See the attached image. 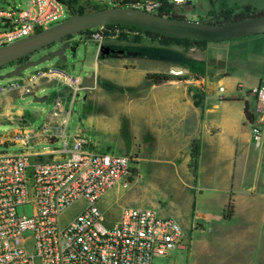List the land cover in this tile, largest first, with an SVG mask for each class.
<instances>
[{
  "label": "crops",
  "instance_id": "crops-1",
  "mask_svg": "<svg viewBox=\"0 0 264 264\" xmlns=\"http://www.w3.org/2000/svg\"><path fill=\"white\" fill-rule=\"evenodd\" d=\"M263 45L258 40L248 43V37L206 43L195 55L191 49L159 46L170 54L150 59L135 53L107 58L97 52L91 70L75 79L65 73L66 63L51 60L45 70L0 84L5 88L0 91V122L16 125L0 135L25 126L28 149L36 154L32 160L58 158L49 149L32 150L34 145L56 142L53 135L58 131L68 141L83 140L95 153L132 156L133 183L143 178L164 188L177 212L167 213L162 201L154 198L151 205L140 207L178 221L189 246L192 238L211 233L215 251L231 252L234 264H248V253L264 245V179L259 170L264 142L254 147L244 115L246 104L250 112L254 110L252 90L264 85L253 72L264 67L258 63ZM27 61L35 60L30 56ZM171 70H181L182 77L171 75ZM148 74L168 80L151 84L145 78ZM55 84L66 91L46 96L51 107H41L45 101L34 102L29 96L44 97ZM29 120L44 122L35 130ZM69 120H79L71 137L66 132ZM194 143L198 154L192 169ZM229 203L232 215L224 219ZM194 211L202 216L197 225L192 221Z\"/></svg>",
  "mask_w": 264,
  "mask_h": 264
},
{
  "label": "built area",
  "instance_id": "built-area-1",
  "mask_svg": "<svg viewBox=\"0 0 264 264\" xmlns=\"http://www.w3.org/2000/svg\"><path fill=\"white\" fill-rule=\"evenodd\" d=\"M192 1L78 0L101 9L124 7L155 15L165 5L181 7ZM27 3L25 10L0 8V47L50 28L77 9V4L59 0ZM84 34H79L80 41ZM170 74L181 77L182 71ZM251 94L254 110L249 111L252 122L248 124L253 145L259 147L264 142V85ZM24 127L0 135V146L24 148L18 153L0 152V264H151L175 248L187 247L178 221L152 208L123 207L115 223L105 224L100 201L114 186H128L132 156L95 153L83 140L69 144L63 131H58L53 137L62 148L51 151L58 158L32 160L36 154L28 149L30 134L23 133ZM77 203H82L80 211L62 222ZM21 206L32 207V214H19ZM192 221L202 222L200 212H193Z\"/></svg>",
  "mask_w": 264,
  "mask_h": 264
},
{
  "label": "rangeland",
  "instance_id": "rangeland-1",
  "mask_svg": "<svg viewBox=\"0 0 264 264\" xmlns=\"http://www.w3.org/2000/svg\"><path fill=\"white\" fill-rule=\"evenodd\" d=\"M28 0H3L0 2V8L4 10H25L28 7ZM83 8L86 13H90L94 7L82 2H77V8ZM249 7V8H248ZM174 14L181 15L187 20H202L204 22H218L224 19V16L227 15L229 18L237 14L248 15L251 12L263 13L264 14V0H195L190 4L174 7L172 8ZM223 13H226L223 15ZM70 14L66 13V18ZM109 36L106 35V30L94 29L91 31H86L84 34V39L80 41V35L73 36L71 43L77 45L74 57L67 52L66 57V68L65 73L71 78L75 79L77 76L83 78L91 70V65L96 61V54L100 55L99 48L104 47L113 51H122V53L108 54L100 57L107 58H122L128 57L135 54H140L141 58H153L159 54H165L170 52L164 48H160L157 43H153L149 38L139 33L128 32V31H116V32H107ZM121 34L127 36L128 41L119 40ZM140 37L141 42L139 44L132 43V38ZM253 40V41H252ZM262 42L264 41V35H256L248 37V43L254 41ZM244 42V41H243ZM190 51L195 55L197 53L196 44H190ZM59 44H55L51 48L41 50L33 55V59L36 61L39 58L46 56L48 53H52L57 50ZM178 49H182L179 45H171ZM170 47V46H169ZM264 49V45H263ZM183 50V49H182ZM249 50V49H248ZM188 52V53H189ZM29 56V57H30ZM261 60L259 59L258 63L263 62L264 66V51L260 54ZM28 57V59H29ZM73 58V59H72ZM27 59V60H28ZM25 62V61H24ZM51 61H45L39 64L36 67L29 68L23 72L24 75L32 74L35 71L45 70L49 67ZM174 65L181 66V64L174 63ZM183 65V64H182ZM183 67L187 68L185 64ZM191 67V66H189ZM14 69L13 65L0 68V76L8 74ZM255 75H259L264 83V67L259 70L253 71ZM253 74V75H254ZM182 77V76H181ZM8 79L0 81V84L6 82ZM56 91H66L64 85L56 87V84L53 86L52 90H47L44 96H49ZM38 97H42L37 95ZM68 97V96H67ZM83 97L80 94L79 100ZM69 99V98H68ZM251 108H254V100L250 102ZM41 107H51L52 103L45 101L44 103L39 104ZM44 120H29V125L38 130ZM79 120H69L67 125L66 132L71 137L76 126L78 125ZM16 128L15 124L10 123H1L0 122V134L7 133ZM69 144L71 143V138L69 139ZM62 148L60 142L53 143H41L34 145L32 150H52ZM21 148L17 146H0V152L6 151L8 153H18ZM259 170L261 171V177L264 179V150L260 153L259 156ZM135 168L128 178V186L124 187L122 184H118L113 190V192L107 198L103 199V203L100 207L104 218L105 224L111 226L117 220L115 217L119 214V211L123 207H132L138 208L146 203L151 205L150 201L158 199L162 201L163 209L169 214H175L177 209L175 208L174 201L167 197L166 190L162 187H157L156 184H152L150 181H146L143 178L133 183ZM153 199V201H155ZM82 203L75 204L70 208L62 217V222H67L73 218L81 209ZM18 213L25 216H30L32 214V207L30 206H21L18 208ZM193 242L190 243V246L187 244L185 249L175 248L169 252L166 257L154 258L151 264H234L235 261L232 258L233 254L231 252L223 251L217 252L213 248V236L211 233H202L196 238H192ZM262 239V238H261ZM263 240V239H262ZM262 245V242L260 246ZM256 247V246H255ZM248 264H264V245L259 247L258 250H254L248 253Z\"/></svg>",
  "mask_w": 264,
  "mask_h": 264
},
{
  "label": "water",
  "instance_id": "water-1",
  "mask_svg": "<svg viewBox=\"0 0 264 264\" xmlns=\"http://www.w3.org/2000/svg\"><path fill=\"white\" fill-rule=\"evenodd\" d=\"M106 26L132 28L170 39L223 43L264 35V14L230 22L209 23L200 19L170 18L124 7L99 9L83 14L72 12L68 18L50 28L0 47V68L10 65L14 67L8 74L1 76L0 80L22 76L25 70L36 67L45 61L57 59L59 63H66L67 52L74 57L77 47L71 42H63L66 38ZM55 44L60 46L52 53H48L36 61L18 63V60L29 57ZM99 52L101 56L122 53V51H113L104 47H100ZM29 96L33 98L34 102H44L47 99L46 96L36 97L34 94Z\"/></svg>",
  "mask_w": 264,
  "mask_h": 264
},
{
  "label": "trees",
  "instance_id": "trees-1",
  "mask_svg": "<svg viewBox=\"0 0 264 264\" xmlns=\"http://www.w3.org/2000/svg\"><path fill=\"white\" fill-rule=\"evenodd\" d=\"M59 1H61L64 4H67L69 6L75 5L78 2V0H59ZM99 9H101V8L94 7V9L91 12L99 10ZM74 11H75V13H78V14L86 13L85 10H83V8H81V7L77 8ZM225 14L226 13H223V15H225ZM256 15H263V13L251 12L248 15L237 14V15H234L233 17H231V18H229V16L225 15L224 19L222 21H218V22H214V23L230 22L232 20H239V19H243L245 17L256 16ZM160 16H166V17L177 18V19H185L181 15L174 14L172 12V7L169 6V5H165L164 6L163 12L160 14ZM209 23H213V22L210 21ZM104 29L106 30V35L107 36H109L107 32H116V31L133 32V31H135V32H138L140 35L146 36L153 43H157L161 47H169L171 45H179L185 51H188L190 49V47H191L190 44L194 43V44H196L199 47H202V46H204L206 44V42H202V41H194V40H188V39H170V38H165V37L159 36L157 34L144 33V32H141L139 30H136V29L127 28V27H121V26H106V27H104ZM118 37H119V40L128 41L127 36H125L124 34H121ZM140 42H141V38L139 36L132 38V43L139 44ZM27 59H28V57H24V58L18 60V63H22L24 61H27ZM145 78L151 84H161V83L166 82L168 80V78L166 76L151 75V74L146 75ZM194 97H195V100H196L198 98V95H195ZM195 104L199 105L198 101H195ZM244 115H245L246 120L249 123L252 122V114L249 112V108H248L247 104L245 105V108H244ZM197 154H198L197 147H196V145L194 143V144H192V150H191V168L192 169H195ZM226 209H227V213L224 214L223 218L224 219H229L231 217V215H232L230 203L228 204Z\"/></svg>",
  "mask_w": 264,
  "mask_h": 264
},
{
  "label": "flooded vegetation",
  "instance_id": "flooded-vegetation-1",
  "mask_svg": "<svg viewBox=\"0 0 264 264\" xmlns=\"http://www.w3.org/2000/svg\"><path fill=\"white\" fill-rule=\"evenodd\" d=\"M72 38H73V37H68V38H66L63 42H71ZM63 42H62V43H63ZM51 47H52V46H51ZM51 47H49V48H51ZM47 49H48V48H47Z\"/></svg>",
  "mask_w": 264,
  "mask_h": 264
}]
</instances>
